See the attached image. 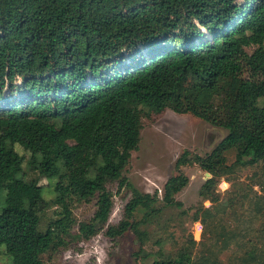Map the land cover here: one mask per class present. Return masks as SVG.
<instances>
[{"label": "trees", "instance_id": "16d2710c", "mask_svg": "<svg viewBox=\"0 0 264 264\" xmlns=\"http://www.w3.org/2000/svg\"><path fill=\"white\" fill-rule=\"evenodd\" d=\"M236 61L249 76L234 77L216 102L225 65ZM261 100L264 0H0V253L13 264H45L43 255L67 246L76 227L79 240L133 230L146 243L141 227L163 212L159 195L125 177L141 143L143 110L190 114L228 132L207 157L186 151L178 159L161 203L180 209L176 197L190 183L184 167L211 175L200 195L213 203L226 174L264 169ZM17 147L31 154L32 180ZM231 150L236 162L228 166ZM42 179L57 181L50 202ZM115 183L132 199L125 220L110 226ZM9 196L16 206L6 205ZM93 202L94 217L78 223L74 209ZM51 208L55 217L42 230ZM138 211L146 213L142 222ZM201 213L212 217L210 209ZM160 257L153 264H204L191 250Z\"/></svg>", "mask_w": 264, "mask_h": 264}, {"label": "rangeland", "instance_id": "374dc122", "mask_svg": "<svg viewBox=\"0 0 264 264\" xmlns=\"http://www.w3.org/2000/svg\"><path fill=\"white\" fill-rule=\"evenodd\" d=\"M255 48L247 52L252 55ZM226 75L221 78L212 94L219 102L226 94L234 77H248L243 61L225 65ZM264 100L260 101V106ZM143 130L139 149L132 154L125 177L140 192L159 195L157 208L163 212L141 229L148 233L144 244L133 230L116 238L107 236L106 230L91 240H79L78 227L72 238H66L67 246L51 250L42 259L45 264H153L160 255L177 257L185 250H191L193 257L204 264H264V169L260 167H237L219 182L216 200L204 201L201 189L209 173L199 165L183 168L189 178V185L177 195L182 203L180 209L165 208L161 203L166 183L177 176L176 163L188 151L193 156L207 157L219 146L228 132L212 126L193 116L179 115L172 110L162 114L143 110ZM17 151L25 158V173L28 180L38 174L31 166V154L21 147ZM236 151L226 153L227 165L236 162ZM56 180L42 179L44 198L50 202L55 198ZM114 196V208L108 225L118 226L125 220L126 206L132 199V191L120 189L117 183L109 185ZM248 197V199H245ZM18 201L9 196L6 205L16 206ZM210 209L212 217H205L202 209ZM56 208L47 210L42 230L55 217ZM96 211L95 202L83 203L74 209L78 223L90 221ZM199 213L201 220L194 221ZM146 213L138 211L135 221L142 222ZM207 221L204 223L203 221ZM200 224V226L198 225ZM107 225V226H108ZM195 242L193 244L192 242ZM254 255L255 259H253ZM0 264H13L5 249L0 253Z\"/></svg>", "mask_w": 264, "mask_h": 264}, {"label": "built area", "instance_id": "2783aa9c", "mask_svg": "<svg viewBox=\"0 0 264 264\" xmlns=\"http://www.w3.org/2000/svg\"><path fill=\"white\" fill-rule=\"evenodd\" d=\"M200 226V224H198Z\"/></svg>", "mask_w": 264, "mask_h": 264}, {"label": "water", "instance_id": "95a60500", "mask_svg": "<svg viewBox=\"0 0 264 264\" xmlns=\"http://www.w3.org/2000/svg\"><path fill=\"white\" fill-rule=\"evenodd\" d=\"M208 175H210V174H208Z\"/></svg>", "mask_w": 264, "mask_h": 264}]
</instances>
